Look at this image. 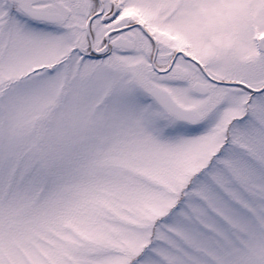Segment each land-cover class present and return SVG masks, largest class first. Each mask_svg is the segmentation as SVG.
Masks as SVG:
<instances>
[{
  "label": "snow or ice",
  "instance_id": "obj_1",
  "mask_svg": "<svg viewBox=\"0 0 264 264\" xmlns=\"http://www.w3.org/2000/svg\"><path fill=\"white\" fill-rule=\"evenodd\" d=\"M0 264H264V0H0Z\"/></svg>",
  "mask_w": 264,
  "mask_h": 264
}]
</instances>
